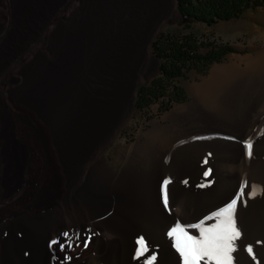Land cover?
Here are the masks:
<instances>
[{
    "label": "bare ground",
    "instance_id": "bare-ground-1",
    "mask_svg": "<svg viewBox=\"0 0 264 264\" xmlns=\"http://www.w3.org/2000/svg\"><path fill=\"white\" fill-rule=\"evenodd\" d=\"M161 2L82 0L72 24L61 26L53 15L43 18L41 42L52 55L20 71L23 79L14 92L47 120L44 135L51 136L60 163L48 155L39 128L15 118L7 139L16 147L18 167L0 161V202L16 192L22 208L0 214V264H148L153 256V264H182L171 229L180 224L199 237V230L190 226L237 197L240 235L233 264H264V166L258 151L250 161L242 147L263 107L260 93L246 94V88L264 73V51L245 64L233 62L228 71L214 68L195 88L194 100L168 115V123L142 130L121 152L125 163L120 172L106 174L96 166L114 121L131 106L121 87L138 61L128 56L131 49L123 41L129 39L127 32L137 38ZM73 3L68 0L64 9ZM85 48L89 56L83 55ZM84 61L91 69L107 64L113 79L108 93L96 96L87 83L98 71H77ZM221 134L237 138L229 147L210 140ZM9 173L14 179L7 184L3 179ZM165 180L170 181L167 204ZM69 218L74 221L71 229L65 223ZM213 223L207 220L205 226ZM86 228L94 232L88 247ZM141 237L148 248L137 258Z\"/></svg>",
    "mask_w": 264,
    "mask_h": 264
},
{
    "label": "rangeland",
    "instance_id": "rangeland-1",
    "mask_svg": "<svg viewBox=\"0 0 264 264\" xmlns=\"http://www.w3.org/2000/svg\"><path fill=\"white\" fill-rule=\"evenodd\" d=\"M33 1L34 2H32V0H0V101L3 100L2 103L7 110L4 111L3 108H0V137H2L0 139H3V142L0 143V147H2L0 148V161L3 159L9 167H14L15 165L18 167L17 162L15 163L14 160L16 147L7 139L9 134L13 131V124L16 123L15 118H21L34 127L37 126V129L39 128L38 130L43 135H46L45 129H49L45 117L43 116L42 119L38 116L34 110L22 103L19 100V96L14 92L18 87L17 85L23 79L20 71H26V69L31 66V62L35 63V61H41L52 55L47 44L41 42L43 39L41 22L45 16L49 15L48 17L57 16V22H59L61 26L72 24L74 23V19L77 18L78 9L82 5V0H74L73 5L70 7L66 6L67 9L65 10L64 6L67 5L66 3L68 0ZM161 4V9L152 20L141 28L137 38H132L133 36L127 32L129 39L123 41L127 49H131V51L127 50L128 56L130 55L135 61L137 60L138 65L134 71L129 73L123 80L121 87L122 96L129 104L131 103V106L128 111L122 113L114 121L113 128L109 134L110 136L103 149H101L97 155L96 166L99 165L97 168L106 174L114 175L124 168L125 160L122 158L121 152L137 140L142 130H150L156 123H168V115L175 111H180L184 105L194 100L195 88L211 77L214 68L218 66L220 70L228 71L229 65L233 62L236 61L245 64L250 57L264 51V5L257 6L256 8H248L236 17L220 20L211 25L202 22H194L192 27L198 32L202 40L208 42H227L234 46L236 50L226 53L220 61L211 63L206 73H199L192 69L188 77L181 78L179 84L185 90V99L173 101L170 103V107L165 108V98H160L152 102L144 110H138L134 104L137 85L158 72V59L155 57L152 46L154 39L168 26L177 25L183 20L181 14L177 10L175 0H162ZM60 14L61 17H59ZM122 15H124V12ZM5 28L6 30H3ZM86 39H89L88 34L86 35ZM109 41L107 40V45ZM34 48L36 49L34 50ZM89 54L88 49L85 48L83 55L89 56ZM91 70L98 71L95 75L91 74L88 76L89 80L87 79V83L95 92V95L98 96L101 92L108 93L113 79H111L112 77L108 72L111 70L109 68L107 69V64L99 69H91L89 62L84 61L81 68L77 71ZM246 89V94H248V90L255 91L257 94L260 93L258 99L263 102V107L260 111L259 118L253 124V130L243 140L242 147L246 158H250V161L254 159V155L257 153L256 151H258L260 164L264 166V73ZM244 97L241 98L245 101L246 97ZM211 98L212 91H209L205 96V101L208 103ZM45 135L48 155L54 158L55 162L60 163L51 136L47 139ZM236 138V135L221 134L215 137L213 136L210 140L214 144L229 147L231 143L235 142ZM249 142L252 144L251 155H248L247 150V144ZM8 171L10 172L11 169L8 168ZM13 179L14 177L9 173L8 176L3 179V182L10 184L13 182ZM62 188L63 186H61V189ZM12 195L13 196L9 195L0 202V214H3L5 209L8 208L13 210L22 208L21 203L16 199L17 193L14 192ZM65 223L66 226L71 229L70 227L73 225L74 221L69 218L65 219ZM86 233L88 234V243L84 246L88 247L94 238V232L86 228ZM83 244L84 241L82 240L78 242L77 246L81 247Z\"/></svg>",
    "mask_w": 264,
    "mask_h": 264
},
{
    "label": "trees",
    "instance_id": "trees-1",
    "mask_svg": "<svg viewBox=\"0 0 264 264\" xmlns=\"http://www.w3.org/2000/svg\"><path fill=\"white\" fill-rule=\"evenodd\" d=\"M175 1L185 19L168 26L154 39L152 46L158 57V72L137 85L134 104L138 110H144L160 98H165V108L173 101L185 99V90L179 84L181 78L188 77L192 69L206 73L211 63L236 50L227 42L202 40L192 27L194 22L211 25L236 17L248 8L264 5V0Z\"/></svg>",
    "mask_w": 264,
    "mask_h": 264
},
{
    "label": "snow or ice",
    "instance_id": "snow-or-ice-1",
    "mask_svg": "<svg viewBox=\"0 0 264 264\" xmlns=\"http://www.w3.org/2000/svg\"><path fill=\"white\" fill-rule=\"evenodd\" d=\"M252 144H247L248 155H251ZM209 173H205L208 175ZM170 181L163 182V199L168 202L167 186ZM241 195L243 193L241 192ZM239 197L231 201L227 206L214 212L211 216L201 220L199 224L190 227L199 230V237L190 235L186 228L177 224L169 232V236L174 238V247L182 257V264H233L232 253L236 250L235 240L239 238L240 232L236 227L235 207ZM207 220H215L211 226H205ZM55 243V241H53ZM138 249L136 256H143L148 248L143 237L137 241ZM250 255L253 253L252 247L246 249ZM155 257H151L148 264H153ZM259 264V262H257Z\"/></svg>",
    "mask_w": 264,
    "mask_h": 264
},
{
    "label": "water",
    "instance_id": "water-1",
    "mask_svg": "<svg viewBox=\"0 0 264 264\" xmlns=\"http://www.w3.org/2000/svg\"><path fill=\"white\" fill-rule=\"evenodd\" d=\"M177 10H178V8H177ZM178 12H179V10H178ZM181 17H182V19H185L184 15H181ZM155 57H156V59H158V57L156 55H155Z\"/></svg>",
    "mask_w": 264,
    "mask_h": 264
}]
</instances>
